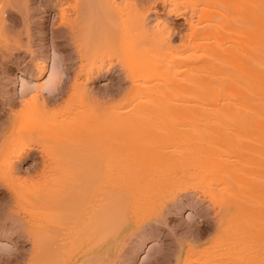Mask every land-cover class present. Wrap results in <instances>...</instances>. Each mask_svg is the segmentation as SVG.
Here are the masks:
<instances>
[{
	"label": "rangeland",
	"instance_id": "rangeland-1",
	"mask_svg": "<svg viewBox=\"0 0 264 264\" xmlns=\"http://www.w3.org/2000/svg\"><path fill=\"white\" fill-rule=\"evenodd\" d=\"M9 1L0 0V262H4L3 257L12 259L21 254L24 257V264L31 262L42 264L41 261L45 260V253L44 255L42 253L45 252L46 247L64 243L65 238L59 241L63 236L61 231L64 230V224L68 225L64 230L67 234L70 230H77L74 236H72L74 231L73 234L69 232L72 236L70 239L74 240L72 242L68 239V244L61 248L63 251L60 250L57 255L51 256L54 260L51 257L47 259L48 264H166L167 262H169L167 264H264V139L260 134L263 132L260 129L264 118L255 116L254 130L250 123L251 113L248 112L250 111L248 106L242 107L236 105L234 101L229 102L228 104L233 105L232 107L235 105L234 108L237 109L233 110L234 119L228 114L231 106H204L201 101L203 82L200 73H189L182 67L188 57L182 47L183 40L191 31L190 22L194 20V24H198L197 16H193L190 12L191 18L188 11L186 13L185 7L180 6L178 10L180 15L177 12L176 17L175 13H172L174 16L168 13L169 9L167 10L162 1L159 3L160 0H137L136 5L140 3L137 7L138 12L146 13L148 9L151 10L146 14L147 17L144 14L150 34L147 39L140 38V40L148 41L146 44L155 43L159 37V30L168 24L167 32L171 30V26L180 31L178 35V31L174 30L177 34L173 35L174 44H171L175 48L182 47L179 48L180 52L172 50L173 53L169 51L170 54H165L167 50L163 51L164 55L160 50L161 55H159V49H155L158 46L154 45L155 47L152 48L153 44H151L152 47L148 45L150 48L145 47L147 51L149 50L148 53L153 54V57H150L146 53L142 55L143 49L142 52L139 49L137 54L138 50L135 51V48L138 49L137 45H141L142 42H138L140 40L136 36V31V34L130 36L134 31L129 23L125 28L131 15L128 14L129 6L128 12L124 9L127 1L121 5L120 0H117L119 3L117 5H120L119 8L124 7V11L122 9L121 11L126 15L118 12V9L109 8L124 16L120 14L124 19L120 23L124 24L123 22L126 21L125 26L120 29L121 27L114 24L115 20L112 19L113 22L109 20L112 22L109 23L110 25L124 30L118 32L116 27H112L115 30L111 29L117 31L118 34L114 33L117 36L123 34L124 42L120 40V43L119 38L122 36L118 38L116 36V39L112 40V34L109 33L111 31L106 28L110 25L104 26L102 23L101 20L106 19L103 18L105 13H101L100 9H103L101 6L99 10L96 8L102 5L99 2L97 5V0L96 7L92 6V1V3L86 1V5L92 4V9L87 10L89 12L84 9L79 10L78 7L83 4L76 6L74 0H71L73 2L68 0V3L66 0H20L19 5L17 4L19 0ZM54 1L56 2L53 3ZM86 5L84 8H88ZM103 7L105 10L108 9ZM156 10L162 19L156 16L154 13ZM63 11L70 18L67 24L64 23L67 15H63ZM78 12L86 13L79 15ZM77 16L80 21L76 19ZM125 16L129 20H126ZM116 18L119 21V17ZM163 21L167 23L164 24ZM161 23L163 25L160 27ZM229 26L224 38L222 35L223 60L227 63L229 76H232L234 65L239 63V54L235 50L233 37L237 36V40L241 41L240 37L245 27L240 22ZM110 40L117 41L120 44H117L119 48L116 47V43L109 42ZM123 46L124 49L127 48L125 51L128 50L127 55L125 53L124 56L126 60L123 55L120 58L117 55L119 53H116V48L120 52L119 49ZM165 48L163 47V50ZM131 49H134L137 56L143 58L138 56L137 59ZM150 49H155L158 54L154 53L155 50L150 52ZM53 54H58L55 63ZM154 56L155 58L163 56L161 59L168 65L177 61L173 66L180 67L175 68L170 65L173 69L169 70L168 65L160 59L156 60V63L155 60L152 61L150 58L154 59ZM157 61L165 64L163 68L160 65L155 68ZM143 62L145 65L150 64L146 65L147 70H143ZM135 63H137L136 67L133 66ZM138 63L143 67H139ZM126 64L130 67L133 64L132 67L137 70L128 69ZM151 66L153 69L150 68ZM42 67H46V74H40ZM116 67L121 68L122 71L117 70ZM64 71L67 73L66 78L63 76ZM50 72L56 75L55 83L59 80L63 81L59 91L56 92L58 95L54 97L37 91V87L45 86L40 82L48 83ZM22 78L37 82L34 94H29L31 90L25 87L23 97L21 96L19 87ZM49 98H52L50 103L47 101ZM53 98L56 99V103ZM42 101H47V108H42ZM54 118L56 123H62L64 126L70 127L71 123L74 130V133H68L66 136L63 134L65 141L60 143L66 145V148L65 151L59 148V153L57 152L59 156L52 153L51 148L48 151L44 144H40L41 141L35 138L36 133H33V131L38 132V135L40 132L44 133L54 123ZM218 131L221 133L218 134ZM53 155L57 156L54 162ZM59 157L63 161L60 162ZM8 168L13 171L12 176L9 175ZM206 172L211 173V177L208 176L209 179H205L204 184L203 178ZM125 175L130 179L133 177L132 180L136 178L145 181L154 180L156 184L153 181V187L142 193L139 203L133 205L129 211L123 212V215L120 211L121 217H115L117 221L112 223V226L110 224V229L100 233L101 227L104 225L105 228L107 221L92 217L96 216V205H100L98 199L100 201L103 197L102 194H99L102 198L99 195H91L93 198L89 199L87 190H94V186L97 187L95 184H100L103 177L108 178L110 182H119ZM53 177L55 180L57 177L60 178L63 191L55 196L56 198L54 197V201H50L49 205H52L50 211L44 212L30 206L27 209L20 208L18 203L20 200H17L18 196L16 197L19 188L20 191L30 192L39 182L49 183L54 179ZM49 178L53 179L49 180ZM87 179L88 181L95 179L96 182H88ZM84 181L86 185L82 186ZM134 181L139 182L137 179ZM34 183L35 185H32ZM75 187L78 190L74 189ZM79 188L83 191H79ZM75 190L76 193L79 191L77 196L79 199L73 196L75 193H71ZM130 190L132 193L133 190ZM99 191L101 192L102 188ZM230 191L233 192V201L229 203V208L222 212V209L228 206L220 207L216 205L219 203L216 201L224 192L229 194ZM28 192L27 194H31ZM89 192L92 194V191ZM127 192L129 196V191ZM133 193L129 197L125 193V199L134 198L136 193ZM35 194L33 191V197L26 194L25 196L31 199L37 197ZM236 196H239V199ZM38 197L36 200L39 201ZM83 197L84 199H81ZM131 198L128 201H131ZM224 198L225 196H222L223 202L226 199ZM85 199L89 205L86 204ZM87 199L91 201L88 202ZM235 200L240 201V203L237 201L238 206L236 204L230 206L236 202ZM92 202L97 203L94 204L95 212H91L93 215H90V218H85L89 216L85 215L79 219L84 211L87 213L92 208L87 210L93 205ZM82 203L86 204L87 208ZM77 205H82L80 207L82 211ZM73 206L77 207V210L79 208L82 213H79V217L76 214L72 220L66 212L65 217H69L66 221L63 214L65 211H70ZM73 210L75 208L71 211ZM230 215L236 217H231V220L240 223L238 227L234 225L236 223L227 222L226 218ZM71 220L75 221L74 226ZM220 220L222 223L219 222ZM65 221L70 222L65 223ZM100 224L101 226H98ZM231 224L235 226L232 227L234 229H228L227 225H230V228ZM54 226L59 227L55 229ZM60 227L62 229H59ZM198 228L203 231L205 229L206 233L196 241L195 231ZM51 229L58 231V240H56L57 232L54 235ZM48 230H50L48 234L54 235L51 236L53 239L51 241L47 239V234L45 235ZM92 230L93 234L90 233ZM78 233L85 235L88 233L91 236H83L84 234L78 236ZM54 240L58 242L55 243ZM21 252H25L26 258ZM69 257L71 259H68Z\"/></svg>",
	"mask_w": 264,
	"mask_h": 264
},
{
	"label": "bare ground",
	"instance_id": "bare-ground-1",
	"mask_svg": "<svg viewBox=\"0 0 264 264\" xmlns=\"http://www.w3.org/2000/svg\"><path fill=\"white\" fill-rule=\"evenodd\" d=\"M9 1V0H8ZM13 2H15V0H12ZM17 1V0H16ZM22 1V0H21ZM26 1V0H25ZM68 0H66V3H68L69 1L70 2H73V1H71V0H69L68 2H67ZM74 1H76V2H73L74 4L75 3H77V5L76 6H79V4H83V6L81 5L80 7H78V9L80 10V9H84V10H86V12H89V11H87L88 9L89 10H91L92 8V6H95L96 7V0L95 1H93V0H83V2L81 1V0H79V2L77 1V0H74ZM86 1H89L90 3H92L93 2V5L92 4H90V6H89V4H87L86 5ZM92 1V2H91ZM127 1V3H125V4H127V5H125V7L126 8H124V9H126V12H128V10L127 9H129L130 8V11H129V15L131 14H133L132 16L130 15V20L129 19H126V16H125V19L126 20H129V22H127L126 23V21L125 22H123L124 24L126 23V25L128 24V25H130V28L131 29H133V31L132 30H129V29H127V30H129V31H132L133 33H130V36H131V34L133 35L134 33H135V31L137 32V34H136V36L139 38V40H140V38L142 39H147V37L149 36V32H150V30L148 31L147 30V28L148 27H146V24H147V22H146V24H145V21H146V19H145V17H144V14L146 15V14H149V12L148 11H151V10H149L148 9V11L147 10H145V12L146 13H144V11H143V13L141 14L140 13V11L138 12V10H139V8H137L138 7V5L140 4H138V5H136V1L137 0H120L119 2H121L120 4L121 5H123L124 4V2H126ZM139 1V0H138ZM162 1V2H161ZM10 2V1H9ZM18 2V1H17ZM24 2V1H23ZM56 1H54L53 3H55ZM60 2V1H59ZM82 2V3H81ZM85 2V3H84ZM98 2H99V4L100 3H102V5L103 6H105V8H113V9H118L117 11L118 12H121V13H125V12H122L121 11V9L123 10V8H122V6H121V8H119L120 7V5H117V4H119V3H117V0H100V1H98L97 0V5H98ZM163 3V5L165 6V7H167V10L169 9V14H174L176 17H177V15H176V13L177 14H179L180 12L178 11L179 10V8H181L180 6H182V7H185L184 9H186L185 11H186V13H187V11H188V14L190 15V17L192 18V14L191 13H193V16L195 15V17L197 16V18L199 19L198 21V24L197 25H195L194 24V20H192L191 22H190V33L188 34V36L186 37V39H184L183 41H184V45L182 44V47H184L183 48V50L185 51V53L188 55V57L186 58V62H184L183 64H182V67H184L185 69H186V71L187 72H189V73H200V75H201V79H202V82H203V85H202V92H201V101L203 102V104H205L204 106H208V105H211V106H217V105H223V106H225V107H229V106H231L230 104H228L229 102H231V101H234L235 103H236V105H239V106H242V107H244V106H248L249 107V109H250V111L248 110V112H249V114H250V118H251V120H250V123H251V125L253 126V128H254V130H255V125L253 124V120H255V116L257 117V116H260V117H262L263 116V118H264V0H160L159 1V3ZM11 4H12V2H10ZM19 3H20V0H19V2L17 3L18 5H19ZM88 3V2H87ZM16 4V3H15ZM57 4V3H56ZM61 4V3H60ZM95 4V5H94ZM46 5V4H45ZM84 5H86V6H88V8H84ZM92 5V6H91ZM101 4L100 5H98L96 8L99 10V8H100V6H101V8H103L104 9V7L102 6ZM162 5V4H161ZM75 6V7H76ZM129 6V8H127ZM94 7V8H95ZM164 7V8H165ZM75 9V8H74ZM103 9H100V11L102 10V12L101 13H105L104 15V19L107 21V23H105L106 21L105 20H101V21H103L102 23L104 24V26L106 25V26H108V24L110 23H112L113 22V20H115V22H114V24L117 26H119V27H121L120 29H122V27H124L125 25L124 24H122V23H120V22H122V21H124V19H122L121 17L123 16L121 13H118L116 10H113V11H115V12H117L118 14L116 15V13L114 14L113 13V11H111L112 9H107V10H105L104 9V12H103ZM120 9V10H119ZM138 9V10H137ZM147 9V8H146ZM155 9H157V8H155ZM79 10H76V11H79ZM140 10H141V8H140ZM143 10V9H142ZM152 10H154V9H152ZM160 10V9H159ZM83 11V10H82ZM107 11V12H106ZM124 11V10H123ZM155 11V10H154ZM86 12H84V13H86ZM111 12V13H110ZM191 12V13H190ZM79 13V12H78ZM77 13V14H78ZM82 15L84 14L83 12H80ZM79 13V15H81ZM155 14H156V16L157 17H160L161 15H159V12H158V10H156V12H154ZM185 13V14H186ZM103 14H101L102 16H103ZM111 14H112V16H113V18H112V16H111ZM122 16H121V15ZM127 14V15H128ZM154 14V15H155ZM166 14V13H165ZM168 14V15H169ZM172 14V15H173ZM63 15H67V14H65V11H63ZM110 15V16H109ZM116 15V17H119V21H117L118 19L116 18V17H114ZM119 15V16H118ZM124 15H126V13L124 14ZM173 15V16H174ZM180 15V14H179ZM178 15V16H179ZM107 16L109 17L108 19H107ZM121 16V17H120ZM188 16V15H187ZM66 17V16H65ZM65 17H64V19H65ZM69 16L67 15V19H66V21L64 22V23H66V22H68V21H70V18H68ZM124 17V16H123ZM146 17H147V15H146ZM150 17V16H149ZM148 17V18H149ZM172 17V16H171ZM79 18H81V16L79 17ZM111 18V19H110ZM120 18H121V21H120ZM127 18H128V16H127ZM161 18V17H160ZM159 18V19H160ZM62 19H63V16H62ZM77 20H78V16H77V18H76ZM100 19H102L101 17H100ZM113 19V20H112ZM162 19V18H161ZM160 19V20H161ZM194 19V18H193ZM109 20H111V21H109ZM158 20V19H157ZM172 20V19H171ZM78 21H80V19L78 20ZM109 21V22H108ZM72 22H74V21H72ZM117 22H119V24L117 23ZM235 22H240V23H242V24H244V30H243V32H242V34H241V37H240V39H241V41L240 40H237V36H234L233 37V39H234V42H235V46H236V48H235V50L237 51V53L239 54V59H238V61H239V63L238 64H235L234 65V71H233V73H232V76H229V73H228V70H227V63L226 62H224V60H223V54H224V44H223V38H224V35H225V32H226V30L230 27L229 25L230 24H232V23H235ZM131 23H132V25H131ZM162 23H164V21L162 22ZM160 24L159 26L161 27V25H163V24ZM167 22L165 21V23L164 24H166ZM67 24V23H66ZM109 24V25H110ZM74 25V24H73ZM72 25V26H73ZM76 25V24H75ZM122 25V26H121ZM128 25L127 26H125V28H127L128 27ZM169 25V24H168ZM168 25H164L163 27L165 28H163V29H161V30H159V37H158V39L157 40H155V43H151V44H153V47L151 46V44H150V42H149V44H146L147 42H145V40H144V42L142 41V40H140V41H138V42H142L141 43V45H137L136 43V45L138 46V49H136L135 48V51L136 50H138V52H137V54L139 53V49H140V51L142 50L144 53L142 54V55H144L145 53H146V55H149L150 57L152 56L153 57V54H150V53H148V51L146 50V49H148V48H150V47H148V46H151L152 48H154L155 46H158V47H160V48H158V47H155V49L156 50H158V53H159V55H161V54H164L163 53V51H167V52H165V54H170L171 52H172V50L174 51V50H179V48H182V47H173V46H171V44H174L173 42H174V39H173V41H172V38H173V35L175 34H177V33H174L177 29H176V27H175V29H174V27L173 26H171V30H168V32H172V34H171V32H170V34H167L168 32L166 31L167 30V27H168ZM116 26H112V25H110L109 27H106L107 28V30L109 31H111V29H113V30H115L114 28L116 27ZM133 26V27H132ZM170 26H169V28H170ZM112 27H114V28H112ZM119 27H116L117 29L116 30H118V32L119 31H121V32H123L124 30H120L119 29ZM172 27H173V31H172ZM110 28V29H109ZM5 29V28H4ZM245 29H246V31H245ZM112 30V31H113ZM126 30V29H125ZM175 30V31H174ZM3 31V30H2ZM108 31H107V33H108ZM109 32V33H111L110 35L112 36V40H113V38L114 39H116V36L117 35H115L114 33H117V31L115 32V31H113V32ZM178 31V35H179V29L177 30ZM1 32V31H0ZM118 34V33H117ZM121 34V33H120ZM109 35V36H110ZM123 35V34H122ZM122 35H118L119 37L120 36H122ZM125 35H129V33L128 34H126L125 33ZM167 35H169V36H167ZM222 35H223V38H222ZM109 36H107L108 38H109ZM114 36V37H113ZM118 36H117V38H118ZM127 37V36H126ZM124 38H125V36H124ZM137 38V39H138ZM120 40L121 41H123L124 42V39H123V36L122 37H120L119 38V43H120ZM237 40V41H236ZM109 42H114V41H109ZM116 43V45L118 44L117 43V41L116 42H114V44ZM118 45H120V44H118ZM118 45L116 46V47H118ZM124 45V44H123ZM148 45V46H147ZM155 45V46H154ZM221 45H222V48H221ZM133 46H135V45H133ZM136 46V47H137ZM124 47L125 46H123L122 48L120 47V52L118 51V49L116 48V53L118 52L119 54H117L118 56H120V58H121V56L123 55V58L126 60V58L124 57L125 56V53L128 51H125L126 49H124ZM140 47V48H139ZM145 47H147L146 49H145ZM163 47H166L165 48V50H163ZM119 48V47H118ZM133 48V47H132ZM162 48V49H161ZM173 48V49H172ZM124 49V50H123ZM155 49H150L151 51L150 52H152V51H154ZM144 50H146V51H144ZM156 50L154 51V53L155 54H158L157 52H156ZM160 50H162L161 52V54H160ZM181 50V49H180ZM180 50H179V52H180ZM182 50V51H183ZM115 51V50H114ZM125 51V52H124ZM131 51L132 52H134V49L132 50L131 49ZM141 51V52H142ZM169 51H171L170 53H169ZM178 52V51H177ZM124 53V54H123ZM128 53H130L131 54V52H128ZM135 53V56H137L136 55V52H134ZM173 53V52H172ZM133 54V53H132ZM164 54V55H165ZM126 55H127V53H126ZM129 55V54H128ZM145 55V56H146ZM234 55H237V54H234ZM139 56V55H138ZM138 56H137V59H138ZM149 56L147 57L148 59H149ZM140 57V56H139ZM142 57V56H141ZM140 57V58H141ZM163 56H161V58H162ZM122 58V59H123ZM143 58V57H142ZM157 58V59H156ZM155 58V56H154V59L153 58H150V59H152V61H154L155 63H156V60H161V61H163L164 62V60L163 59H161L160 58V56H159V58L158 57H156ZM123 59V60H124ZM144 59H146V58H144ZM143 59V60H144ZM123 60L121 61V62H123ZM142 60V59H141ZM173 60H175V59H173ZM152 61L150 62V64L152 63ZM172 61V60H171ZM125 62V61H124ZM140 62H142V61H140ZM147 62H148V60H147ZM166 62V61H165ZM164 62V63H165ZM126 63V62H125ZM155 63H153V64H155ZM157 63L158 64H156L155 65V68L157 69V67L160 65L161 66V68H163L162 66H163V64L160 62V61H157ZM160 63V64H159ZM171 63V62H170ZM176 63H177V61L175 62V61H173V63H171L170 65H172L173 66V64L174 65H176ZM123 64L124 63H122L121 64V66H123ZM139 64V63H138ZM143 64H144V62H143ZM142 64V65H143ZM148 64V63H147ZM146 64V65H147ZM150 64H148V66L150 65ZM166 64V63H165ZM164 64V65H165ZM133 65V64H132ZM132 65H131V67L129 66V64L127 65L126 64V66H127V68L129 69H131V68H133V70L135 69V65H137V63H135L133 66H135V67H132ZM145 64L143 65L144 66V68H143V70H147V66H146ZM166 65H168V64H166ZM170 65H168V67L170 68L169 70H172L173 69V67H175V68H179L178 66H170ZM125 65H124V67H126ZM143 66H141L140 64H139V67H143ZM152 66H154V65H152ZM152 66L150 67V68H152ZM159 66V67H160ZM123 67V68H124ZM167 67V66H166ZM115 68V67H114ZM113 68V69H114ZM126 68V69H127ZM155 68H154V70H155ZM172 68V69H171ZM116 69H117V67H116ZM127 69V70H128ZM153 69V68H152ZM167 69V68H166ZM115 70V69H114ZM117 70H120V71H122V69L120 68V69H117ZM132 70V69H131ZM135 70H137V69H135ZM140 70V69H139ZM164 70H165V67H164ZM169 70H167V71H169ZM175 70V69H174ZM49 71V70H48ZM110 71V70H109ZM108 71V72H109ZM149 71H151L150 69H149ZM161 71H163V69H161ZM41 73V75H43L44 73L46 74L47 73V71H46V67H42V69H41V71H40ZM144 72V71H143ZM52 73V72H51ZM112 73V72H111ZM55 81H56V75H55V73H52V75L50 76V80L48 81V83L45 85V86H47V87H49V88H51L52 87V85L55 83ZM45 86H43V87H37V91L39 92V91H41V89L42 88H44ZM59 91V90H58ZM37 92V93H38ZM42 93V92H41ZM59 93V92H58ZM58 94H55V95H52V96H50V97H54V96H57ZM104 95V94H103ZM106 95V94H105ZM40 96V95H39ZM49 96V95H48ZM41 98H42V96H41ZM100 98H102V97H100ZM36 99L37 100H39L38 98H37V96H36ZM52 100V98H49V100H47L48 102L49 101H51ZM53 100H54V102H55V100L56 99H54L53 98ZM46 101V102H47ZM43 103H42V108L43 109H45V108H47L48 106H47V103L45 102V101H42ZM54 102H52V104L54 103ZM233 102V103H234ZM50 103V102H49ZM49 103H48V105H49ZM56 103V102H55ZM234 103V104H235ZM98 105H100V104H98ZM233 106V105H232ZM231 106V107H232ZM230 107V111H228V114H229V117L230 116H232V118L234 117L233 115H234V112H233V110H235L236 108H234L235 107V105H234V107H232L231 108ZM234 108V109H233ZM246 108V107H245ZM232 109V110H231ZM244 109V108H243ZM242 109V110H243ZM237 110V109H236ZM241 110V111H242ZM48 113V112H47ZM46 114V113H45ZM232 114V115H231ZM260 114H262V115H260ZM228 116V115H227ZM54 117H57V116H54ZM236 118V117H235ZM58 119V118H57ZM234 119V118H233ZM262 119V118H261ZM53 120V119H52ZM54 123H52L51 125H50V127L44 132V133H42L41 134V132H40V134L38 135L37 133L38 132H34L33 131V133H36V135H35V138L36 139H38V140H40L41 142H39L40 144H44L47 148V150L48 149H50L51 148V150H53V152L52 153H56L57 154V152L60 150L59 148L61 147L62 149H64V151H65V148H66V145H62L60 142H64L65 141V139L63 138L64 136H63V134L66 136V135H68V133H74V130H73V128H72V124L70 123V127L67 125V126H64L61 122V124H58V123H56L55 122V118H54ZM229 121H231V120H229ZM237 121V120H236ZM66 124V123H65ZM233 124H234V122H233ZM262 124H263V127H262ZM261 124V129H260V131H262L263 130V132H264V121H263V123ZM259 126H260V124H259ZM217 127V126H216ZM219 127V126H218ZM223 128V127H222ZM218 129V128H217ZM259 129V128H258ZM210 130V129H209ZM214 130V129H213ZM212 130V131H213ZM225 130V129H224ZM67 132V133H66ZM213 132H215V131H213ZM219 132L220 131H218L217 133L219 134ZM238 132V131H237ZM263 132L261 133L260 132V134H262L263 136H264V134H263ZM221 133V132H220ZM228 133H229V131H228ZM231 133V132H230ZM69 134V135H70ZM208 134V133H207ZM206 135V134H205ZM212 135V134H211ZM222 135H224V133L222 134ZM221 135V136H222ZM227 135V134H226ZM233 135V134H232ZM255 135V134H254ZM254 135H253V137H254ZM257 135V134H256ZM30 136H32L31 134H30ZM263 136H262V139H264L263 138ZM235 137V136H234ZM257 137V136H256ZM255 137V138H256ZM29 138H31V137H29ZM33 138H34V136H33ZM33 138H31V139H33ZM64 140H63V139ZM206 138V137H205ZM233 138V137H232ZM78 140V139H77ZM80 140V139H79ZM226 140H227V138H226ZM255 141V140H254ZM44 142H46V144L44 143ZM80 142V141H79ZM83 142V141H82ZM253 142V141H252ZM263 142H264V140H263ZM206 143V142H205ZM63 144H65V143H63ZM263 143H261V145H262ZM44 145H42L41 147H43ZM61 145V146H60ZM206 145L207 146H209L207 143H206ZM64 147V148H63ZM41 149V148H40ZM43 149H44V147H43ZM67 150V149H66ZM49 151V150H48ZM48 151H46V152H48ZM63 151V150H62ZM61 151V152H62ZM44 152V151H43ZM42 152V153H43ZM61 152H60V154H61ZM51 152H49V154H52ZM59 153V152H58ZM48 155V154H47ZM58 156H59V154H57ZM62 155V154H61ZM66 155V154H65ZM64 155V156H65ZM52 156V155H51ZM56 156V155H55ZM55 156L53 155V159L55 158ZM50 156H48V158H49ZM57 157V156H56ZM61 157V156H60ZM60 157L58 158V160L60 159ZM63 157V156H62ZM52 158H50L51 160H52ZM25 160V159H24ZM45 160V159H44ZM55 160H57L56 158L54 159V160H52L53 162L55 161ZM61 160L63 161V159H60V162H61ZM49 162V161H48ZM56 162H58V161H56ZM55 162V163H56ZM188 163V162H187ZM47 164V163H46ZM54 164V163H53ZM190 164V163H189ZM45 165V164H44ZM52 165V164H51ZM59 165V164H58ZM192 166H194L193 164H192ZM188 167V166H187ZM190 167V166H189ZM192 168V167H191ZM9 169V168H8ZM8 171V170H7ZM6 171V172H7ZM48 171V170H47ZM13 173V171L11 170V169H9V175H11L12 176V173ZM211 172V171H210ZM11 173V174H10ZM56 173V172H55ZM208 172H206L205 173V178H203V181H204V184H205V179H207L208 178V176H210V174L208 173ZM50 174V173H49ZM57 174H59V171H58V173ZM207 174V175H206ZM8 176V175H7ZM11 176H9V177H11ZM57 176V175H56ZM55 176V177H56ZM124 176V175H123ZM9 177H8V179H9ZM48 177V176H47ZM52 177V176H51ZM68 177V176H67ZM125 177H126V175H125ZM122 178L121 177V179L119 180V182H110L109 181V179L108 178H105V177H103L102 178V180H103V182H102V180H101V183L100 184H95V185H97V187H95L94 186V184H93V186H94V190H87L86 188H88V186L85 188L86 190H87V193H86V191H85V193L88 195V197H89V195H90V198L89 199H91V198H93V197H91V195L92 196H95V195H99V194H102V197L99 195V197H101L102 199H100V201H99V199H98V202L100 203V205L98 206V205H96L97 206V209H96V216L94 217H92V219L94 218H98L99 217V219L100 218H102L103 219V221L105 222V220L107 221V224H106V222H105V228H104V225L102 226L104 229H105V231L103 230V228L101 227V229L103 230H101L100 231V233H103V232H107V230L108 229H110L109 227H110V224H111V226H112V223L114 224V222H116L117 221V217H121V215H123L124 213L123 212H127V210L129 211V209L133 206V205H136V203H139L140 201H141V195H143L142 193L143 192H146L147 190H149V188L150 187H153V181H151L150 179H148L147 181H145L144 179L143 180H140V179H138V178H136L137 180H139V182L138 181H134V180H136V179H133L132 180V178L130 179V178ZM128 177H130V176H128ZM211 177V176H210ZM54 178V177H53ZM52 178V179H53ZM61 178H62V176H61ZM69 178V177H68ZM74 178V177H73ZM11 179V178H10ZM13 179V178H12ZM19 179V178H18ZM51 178H49V180H50ZM51 179V180H52ZM59 181H58V180ZM57 181L55 180V178L52 180V181H54V182H43V184H41L40 182H39V184H37L36 186H34V187H36V188H34L33 190H31L30 192H28V191H20L21 190V188H19L20 190H17V189H15V191L17 190V194H16V197L18 196V198H17V200H20V202L18 201V203H20L19 205H20V208H22V209H27L28 208V206H30V208H33V209H41L42 211H44V212H47V211H50V209H51V206L52 205H49V203H50V201H54L55 199H54V197L55 196H57L58 194L60 195L61 193H62V191H63V186H62V184L60 183V178L59 177H57ZM75 179V178H74ZM91 179V178H90ZM89 179V181H88V179H87V181L88 182H91V181H93L94 183L96 182V178L93 180H90ZM142 179V178H141ZM147 179V178H146ZM209 179V178H208ZM47 180V179H46ZM80 180V179H79ZM105 180V181H104ZM8 181V180H7ZM11 181V180H10ZM66 181V180H65ZM64 181V182H65ZM77 181V180H76ZM207 181V180H206ZM15 182V181H14ZM37 182V181H36ZM58 182V183H57ZM63 182V181H62ZM81 182V181H80ZM92 182V183H93ZM152 182V183H151ZM22 183V182H21ZM87 183V182H86ZM103 183V184H102ZM18 184H19V182H18ZM41 184V185H40ZM67 184V183H66ZM65 184V185H66ZM74 185H75V183H73ZM154 184H156L155 183V181H154ZM31 185V184H30ZM32 185H35V183L34 184H32ZM39 185L41 186V187H39ZM69 185V184H68ZM77 185L79 186L80 185V183H77ZM84 185H86L85 184V181L83 182V185L82 186H84ZM23 185H21V187H22ZM38 186V187H37ZM81 186V185H80ZM81 186V187H82ZM89 186H90V184H89ZM155 186V185H154ZM17 187V186H16ZM19 187V186H18ZM98 187H99V189H98ZM14 188V187H13ZM26 188V187H25ZM32 188H33V186H32ZM38 188V189H37ZM102 188V191L100 192L99 190ZM12 189V188H11ZM24 189V188H23ZM30 189H31V186H30ZM36 189H37V191H36ZM41 190V191H38V190ZM44 189V190H43ZM70 189H71V187H70ZM74 189H76V190H78V188H74ZM84 189V188H83ZM84 189V190H85ZM93 189V188H92ZM98 190V191H96V190ZM130 189H132L133 190V192H135L136 194V196H134V198H131L132 200L131 201H128V199H130V198H128L129 196H131L132 194H134L133 192L131 193V190ZM151 189V188H150ZM76 190L74 191V192H71V193H75V194H73V196L76 198L77 196H79L78 194H79V191L81 190V188H79V191H78V193H76ZM127 190L129 191V196H128V192H127ZM232 190V189H231ZM14 191V190H13ZM21 193H20V192ZM33 191H34V194L35 195H37V197L38 196H40L41 195V197H38V199H39V201L38 200H36L37 199V197H35V198H32L33 197ZM70 191V190H69ZM71 191H72V189H71ZM83 190H81V192H82ZM89 191H92L91 193L92 194H90V192ZM94 191H96V193L94 192ZM22 192H23V194H22ZM27 192L28 193H31V194H27ZM40 192V193H39ZM43 194H42V193ZM98 192H100V193H98ZM16 193V192H15ZM19 193V194H18ZM93 193H94V195H93ZM98 193V194H97ZM125 193H126V195L128 196V197H126V199H127V202H126V199H125ZM227 193V192H226ZM225 192H224V194L222 195V196H225V200H224V202L222 201L223 199H222V196H221V198L219 197V201L217 200L216 202H219V203H216V205H219L220 207H222V206H228L227 208H225V209H222V212L224 211V210H227L228 208H229V203H232V201H233V198H234V196H232L233 195V192L232 191H230L229 192V194H226ZM25 194H26V196H31L32 195V197H31V199L29 198V197H27L26 198V196H25ZM39 194V195H38ZM66 194V193H65ZM83 194V193H82ZM81 194V195H82ZM63 195V194H62ZM68 195H69V193H68ZM84 195V194H83ZM226 195H228L227 197H226ZM238 195V194H237ZM23 196H25V198L23 197ZM64 196H66V195H64ZM71 196V195H70ZM67 197V196H66ZM66 197H65V199H66ZM69 197V196H68ZM72 197V196H71ZM74 197H73V199H74ZM97 197V196H96ZM232 197V198H231ZM237 198L239 197V196H236ZM28 198H29V200H32V202H30L29 200H28ZM56 198V197H55ZM63 198V197H62ZM85 198H87L86 196H85ZM95 198V197H94ZM16 199V198H15ZM69 199H71V198H69ZM76 199H79L78 197L76 198ZM81 199H84V197L83 198H81ZM134 199V200H133ZM239 199V198H238ZM35 202H34V201ZM57 200V199H56ZM68 200V199H67ZM88 200V199H87ZM94 200V199H93ZM228 200H230L229 202H228ZM61 201V200H60ZM84 201H86V199L84 200ZM91 201V200H90ZM89 200H88V202H90ZM95 201H97V200H95ZM222 201V202H221ZM227 201V202H226ZM236 202L238 201L239 203H240V201L239 200H235ZM39 202V203H38ZM63 202H64V200H63ZM75 202V201H74ZM79 202H81L80 200H79ZM226 202V203H225ZM233 203V204H230V206H233V205H237L238 206V202L237 203ZM38 204L40 207H38V205H36V204ZM53 203V202H52ZM62 203V202H61ZM60 203V204H61ZM68 203H69V201H68ZM85 203V202H84ZM84 203H82V204H84ZM93 203V205H90L88 208H87V205H89V203H87V201H86V204H84V206L87 208V210L88 209H90L91 207V209L90 210H88L89 211V213H91V212H95V207H94V204L96 203V202H92ZM91 203V204H92ZM122 203H125V204H122ZM215 203H212L213 205L215 204ZM228 204V205H224V204ZM67 204V203H66ZM74 204H76V203H74ZM73 204V205H74ZM97 204V203H96ZM53 205H54V203H53ZM56 205V204H55ZM235 205V206H236ZM65 206V205H64ZM68 206V205H67ZM76 206V205H75ZM78 206V205H77ZM82 206V205H81ZM81 206H78L79 208L81 207ZM58 207V206H57ZM93 207H94V209H93ZM50 208V209H49ZM53 208V207H52ZM72 208V207H71ZM70 208V209H71ZM75 208V210H73V211H71L72 209H74ZM78 208V210H77V207H74L73 206V208L70 210V211H65L64 212V218H65V220L67 221V219L69 218V217H65V213L67 212V213H69V214H67V215H69V216H71V218H72V220H73V218L74 217H76V214H77V216L79 217L80 215H79V213H80V209ZM214 208H215V206H214ZM219 208V207H218ZM55 209V208H54ZM58 209V208H57ZM60 209V208H59ZM84 209V208H83ZM216 209V208H215ZM220 209V208H219ZM93 210V211H92ZM79 211V212H78ZM81 211H82V209H81ZM84 211V210H83ZM88 211H87V213H88ZM120 211H121V215L119 216V214H120ZM52 212H54V211H52ZM51 212V213H52ZM58 212V211H57ZM85 213H82L83 214V216L81 217H79V219L81 218H83L85 215L87 216V215H89L88 217H85V218H90V215H93L92 213L91 214H87L86 213V211H84ZM217 212V214H218V211H216ZM80 213V214H81ZM237 213V212H236ZM223 214V213H222ZM226 214V213H225ZM225 214H224V216H225ZM100 216H102V217H100ZM221 216V215H220ZM223 216V217H224ZM61 217V216H60ZM116 217V218H115ZM223 217L221 218V220H223ZM231 217H235L234 215H230V217H228V218H226L227 219V222L229 221V222H233V224L234 223H236V224H234V225H236V227H238L239 226V224L240 223H237L236 222V220H234V221H232L231 219ZM67 218V219H66ZM70 218V219H71ZM113 218L115 219V220H113ZM230 218V220H228ZM236 218V217H235ZM76 219V218H75ZM78 219V218H77ZM76 219V220H77ZM119 219V218H118ZM254 219H256V218H254ZM60 220V219H59ZM62 220V219H61ZM64 220V219H63ZM71 220V223H74V224H72L73 226L75 225V221H72ZM87 220V219H86ZM112 220H113V222H112ZM221 220L219 221V222H221ZM58 221V220H57ZM65 221V223H68V222H70V221H68V222H66ZM98 221V220H97ZM101 221V220H100ZM90 222H91V224L93 223V221H91L90 220ZM96 222V221H95ZM228 222V223H229ZM58 223H60V222H58ZM61 223H63V222H61ZM70 223V224H71ZM222 223V222H221ZM101 224L100 225H98V226H101ZM233 224H231V227L229 228V226L230 225H227L228 226V229H234V228H232L234 225ZM56 225H58V224H56ZM92 225H94V224H92ZM238 225V226H237ZM51 226V225H50ZM53 226V225H52ZM61 226H62V224H61ZM63 226H64V230H65V227H68V225L66 226V225H64L63 224ZM63 226H62V228H63ZM59 226H57V227H55L54 226V228L56 229V228H58ZM90 227V226H89ZM235 227V226H234ZM53 228V227H52ZM61 227L59 228V229H62ZM70 228H72V227H70ZM70 228H69V230H70ZM86 228H87V226H86ZM107 228V229H106ZM48 229H49V227H48ZM89 229H91V227L89 228ZM52 231H54V229H51ZM61 231V232H65L64 234L62 233V235L63 236H61V234L59 235V236H61L62 238H60L59 239V241L61 242V240L62 239H64V243H57V242H55V240H54V242L55 243H57V245L56 246H51V247H46V249L44 250L45 252H43V250H42V254L44 255V253H45V257H44V259L45 260H43V261H41L42 262V264H48V263H46L47 262V259H50L49 257H51V256H54V254H56L57 255V253H58V251H60V250H62L61 248L65 245V244H68V239H70V237H72V236H74L75 234H76V231L77 230H70L69 232H72V234H73V231L75 232L72 236H71V234H69V232H68V234H67V232L66 231ZM87 230V229H86ZM99 230H100V228H99ZM79 231V230H78ZM96 230H94V232H95ZM50 232V230H48V232H45V235L47 236V239L49 238V240L51 241V240H53L52 238H51V236L53 237L54 235H55V232H57L56 234H57V236H56V238L58 237V231H54V235H50V234H48ZM79 232H81V231H79ZM90 232V231H89ZM88 232V233H89ZM97 232H98V230H97ZM59 233H60V231H59ZM79 234L78 236H81V235H83V236H87L88 235V237L89 236H91V234H93V230H92V232H90L91 234ZM194 233V232H193ZM195 233H196V241L198 240V238H201V237H203L204 235H205V233H206V230L204 229V231L202 230V229H197L196 231H195ZM49 235H50V237H49ZM67 235V236H66ZM69 235V236H68ZM78 236H76V237H78ZM68 237V238H67ZM55 238V237H54ZM55 238V239H56ZM59 238V237H58ZM58 238L56 239V240H58ZM67 238V239H66ZM82 238V237H81ZM194 238H195V236H194ZM83 239V238H82ZM85 239H87V238H84V240ZM71 241L72 240H74L73 238L72 239H70ZM78 240V239H77ZM195 240V239H194ZM48 241V240H47ZM50 241L48 242V244L50 243ZM63 241V240H62ZM75 241H76V238H75ZM83 241V240H82ZM53 242V241H52ZM53 242V243H54ZM73 242V241H72ZM47 243V242H46ZM35 248V247H34ZM65 248V247H64ZM37 249V248H36ZM39 250V249H38ZM37 251V250H36ZM63 251V250H62ZM23 255H25V258H26V254H25V252L23 253V252H21ZM18 254H20V253H18ZM17 254V255H18ZM36 253H33V255H35ZM16 255V254H15ZM37 255H40V254H37ZM55 255V258L57 257ZM14 256V255H13ZM5 258V260H4V262H0V264H24V257L23 256H21V254L20 255H18V256H15V258L13 259H10L9 257H8V259H6L7 257H3V259ZM39 258V257H38ZM51 258H53V257H51ZM68 259H71L70 257L68 258ZM36 260V259H35ZM53 260H54V258H53ZM65 260H66V258H65ZM1 261H3V260H1ZM40 261V260H39ZM49 261V260H48ZM170 261V260H169ZM40 262V263H41ZM44 262V263H43ZM52 262V261H51ZM62 262V261H61ZM26 263V262H25ZM37 263V262H36ZM167 263H169V262H167ZM166 263V264H167ZM31 264H33L32 262H31Z\"/></svg>",
	"mask_w": 264,
	"mask_h": 264
},
{
	"label": "clouds",
	"instance_id": "clouds-1",
	"mask_svg": "<svg viewBox=\"0 0 264 264\" xmlns=\"http://www.w3.org/2000/svg\"><path fill=\"white\" fill-rule=\"evenodd\" d=\"M57 56H58V54H53V62L54 63L57 61ZM51 75H52V73L50 72V76ZM63 76H64V78L67 77L66 71L63 72ZM62 82H63L62 80H59L58 82L54 83L51 88L45 86L44 88L41 89L42 94L49 95V96L55 95L56 92L58 91L59 87L62 85ZM40 83H43L46 85L47 81H42ZM36 85H37L36 81L26 80V79L22 78L20 81L19 93L23 97V94L25 92V87H27L29 90H31L29 94H34L35 89H36Z\"/></svg>",
	"mask_w": 264,
	"mask_h": 264
}]
</instances>
